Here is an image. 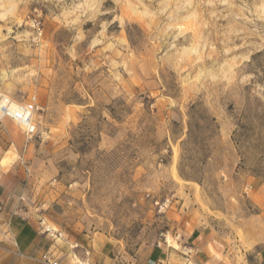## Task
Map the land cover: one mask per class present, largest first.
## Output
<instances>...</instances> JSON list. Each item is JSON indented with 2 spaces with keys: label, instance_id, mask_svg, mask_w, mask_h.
<instances>
[{
  "label": "rangeland",
  "instance_id": "rangeland-1",
  "mask_svg": "<svg viewBox=\"0 0 264 264\" xmlns=\"http://www.w3.org/2000/svg\"><path fill=\"white\" fill-rule=\"evenodd\" d=\"M0 93L39 106L0 119L14 211L107 264H178L194 226L264 264V0H0Z\"/></svg>",
  "mask_w": 264,
  "mask_h": 264
},
{
  "label": "crops",
  "instance_id": "crops-1",
  "mask_svg": "<svg viewBox=\"0 0 264 264\" xmlns=\"http://www.w3.org/2000/svg\"><path fill=\"white\" fill-rule=\"evenodd\" d=\"M18 173L14 166L0 172V264H75L78 261L107 264L109 259L93 238H65L51 228L49 231L41 228L36 214L13 210L14 204H9V201L20 184ZM187 234L194 237L184 238L192 252L188 257L180 255L178 264H188L190 260L194 264L213 262V252L219 250L215 240L200 236L195 226ZM166 253L165 250H155L151 258L142 256L137 264H165L169 261ZM44 254H47L49 262ZM213 264L220 262L214 261Z\"/></svg>",
  "mask_w": 264,
  "mask_h": 264
},
{
  "label": "built area",
  "instance_id": "built-area-1",
  "mask_svg": "<svg viewBox=\"0 0 264 264\" xmlns=\"http://www.w3.org/2000/svg\"><path fill=\"white\" fill-rule=\"evenodd\" d=\"M33 26L37 35L41 34L40 22L34 20ZM39 106L34 96H31L27 101H17L7 95H0V119L8 118L20 125L22 132L28 138L32 137L37 132V123L35 114ZM44 230L49 231V228L44 227ZM43 257L47 262V254ZM56 264V262H52Z\"/></svg>",
  "mask_w": 264,
  "mask_h": 264
},
{
  "label": "bare ground",
  "instance_id": "bare-ground-1",
  "mask_svg": "<svg viewBox=\"0 0 264 264\" xmlns=\"http://www.w3.org/2000/svg\"><path fill=\"white\" fill-rule=\"evenodd\" d=\"M3 93H0V95H2ZM3 95H6V94H3ZM8 96V95H7ZM4 119H8V118H4ZM10 120V119H9ZM12 121V120H11ZM13 123H15L17 126H19V128L21 129L20 125H18L16 122L12 121ZM48 228V227H47ZM75 264H86L84 262H81V261H78L77 263Z\"/></svg>",
  "mask_w": 264,
  "mask_h": 264
}]
</instances>
